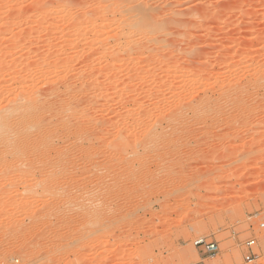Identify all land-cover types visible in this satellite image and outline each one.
<instances>
[{
  "label": "rangeland",
  "instance_id": "obj_1",
  "mask_svg": "<svg viewBox=\"0 0 264 264\" xmlns=\"http://www.w3.org/2000/svg\"><path fill=\"white\" fill-rule=\"evenodd\" d=\"M31 96L90 126L1 148L0 264H264V0H0Z\"/></svg>",
  "mask_w": 264,
  "mask_h": 264
},
{
  "label": "bare ground",
  "instance_id": "obj_2",
  "mask_svg": "<svg viewBox=\"0 0 264 264\" xmlns=\"http://www.w3.org/2000/svg\"><path fill=\"white\" fill-rule=\"evenodd\" d=\"M138 8L136 7V10H137ZM137 11H139V9L137 10ZM142 11V10H141ZM140 11V12H141ZM31 45V44H30ZM32 46H33V44H32ZM34 49V48H33ZM37 50V49H36ZM35 53V52H34ZM33 53V54H34ZM56 53V52H55ZM51 54H53V53H51L50 52V56H51ZM35 55V54H34ZM47 53H45L44 54V56L41 54V53H36V55H35V58H36V60H38V61H42V62H47L50 58V56H49ZM33 57V56H32ZM54 57V56H53ZM34 58V59H35ZM33 59H31L30 61L31 62H29L27 65H28V67H31V65L35 62V60L34 61H32ZM49 62V61H48ZM195 63V62H194ZM46 64V63H45ZM30 70V69H29ZM41 72V71H40ZM39 72V73H40ZM43 72V71H42ZM41 72V73H42ZM60 82H63L64 83V81H60ZM57 83V82H56ZM54 84H55V81H54ZM68 84V83H67ZM57 85H58V83H57ZM65 86H67L66 84H65ZM59 87V86H58ZM56 88V87H55ZM57 90H58V88H56ZM68 89V88H67ZM70 89V88H69ZM60 90V89H59ZM51 91H54V90H51ZM68 91V90H67ZM70 91V90H69ZM55 92V91H54ZM53 92V94H55ZM59 92V91H58ZM60 93V92H59ZM67 93V92H66ZM60 95V94H59ZM47 100V102H49L48 101V99H46ZM46 101H43V102H39L38 100H37V98L36 97H34V96H31V97H29V98H22V99H20V100H17V99H13V100H11L9 103H8V106H4V107H1L0 108V150H1V148H3V147H6L8 144H11V143H13V144H21L22 142H24L25 140H27V139H29L30 138V136L29 135H25V134H27L28 132V134H30V133H33V132H35L36 134H38L40 137H44V136H46V135H48V134H50V133H52V132H54V129L55 130H58L59 129V127H60V123H61V119H63L64 117H67L66 118V121L67 122H73L74 124V126L73 127H76V129L75 130H78V131H80V132H83V133H85V132H88V130H89V126H90V124L88 123V121H87V119H86V121H81L82 122V124L80 125L79 123L77 124V122H76V116H77V114L76 113H74V111H73V107L72 106H70L68 103V105L69 106H65L62 110H61V112L58 110V112H55V111H53V108H51L50 107V103H47ZM49 104V105H48ZM65 104V103H64ZM67 104H65V105H67ZM60 109V108H59ZM47 113H51L52 115L54 114V117L53 118H55V119H57L55 122H53L52 120H51V122L49 123V124H46V125H43V126H39V127H37L36 125H35V121H36V119H38L39 117H41L43 114H47ZM64 117H63V116ZM62 116V117H61ZM52 118V119H53ZM90 122H91V120H90ZM48 126V127H47ZM72 127V128H73ZM153 127H154V125H153ZM156 127H159V126H157L156 125ZM162 127H160V129H161ZM62 129V128H61ZM163 129V128H162ZM161 129V131H163ZM23 130H25V132L23 133V132H21V131H23ZM60 130V129H59ZM74 130V129H73ZM73 130H71V131H73ZM75 130H74V132H75ZM153 130H154V128H153ZM153 130L151 129L149 132H148V134L146 135V137H148V139H151V140H154L155 139V137H154V134H153ZM155 130L157 131V129L155 128ZM69 131V130H68ZM65 133V132H64ZM70 133V132H69ZM68 133V134H69ZM73 133V132H72ZM77 133V132H76ZM54 134H56V132L54 133ZM58 134V133H57ZM153 134V135H152ZM155 134H156V132H155ZM158 134H159V132H158ZM162 134V133H161ZM67 135V134H66ZM66 135H65V137H66ZM70 135V134H69ZM157 135V134H156ZM55 136V135H54ZM58 136V135H57ZM64 136V135H63ZM62 136V137H63ZM158 136V135H157ZM50 137H52L51 135H50ZM159 137V136H158ZM168 137V136H167ZM69 138V137H68ZM145 138V137H144ZM58 139V138H57ZM146 139V138H145ZM144 139V140H145ZM165 138H163V140H164ZM170 139V138H169ZM62 140V139H61ZM64 140V139H63ZM147 140V139H146ZM150 140V141H151ZM147 141H149V140H147ZM155 141V140H154ZM65 142V141H64ZM153 142V141H152ZM156 142V141H155ZM154 142V143H155ZM168 142V141H167ZM150 144H153V143H151V142H149ZM60 151V150H59ZM58 151V152H59ZM2 153V151H0V154ZM45 153L47 154V152L45 151ZM44 153V154H45ZM54 153H55V151H54ZM24 154V153H23ZM45 154V155H46ZM49 154V153H48ZM51 155V154H50Z\"/></svg>",
  "mask_w": 264,
  "mask_h": 264
},
{
  "label": "built area",
  "instance_id": "obj_3",
  "mask_svg": "<svg viewBox=\"0 0 264 264\" xmlns=\"http://www.w3.org/2000/svg\"><path fill=\"white\" fill-rule=\"evenodd\" d=\"M259 226H260V229L264 230V223H261ZM256 242H257L256 239L251 238L246 243V247L248 250V255L246 256V261L249 263H252L256 257V255L253 253V248L255 247ZM195 246L197 247L198 250H200V252L203 255L216 254L218 249H219L217 243L212 242V241H208L205 238L197 240L195 242Z\"/></svg>",
  "mask_w": 264,
  "mask_h": 264
}]
</instances>
